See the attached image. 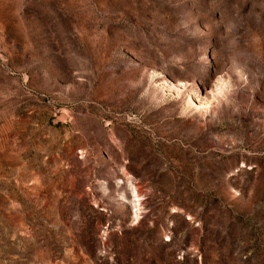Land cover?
Masks as SVG:
<instances>
[{
    "label": "rangeland",
    "instance_id": "1",
    "mask_svg": "<svg viewBox=\"0 0 264 264\" xmlns=\"http://www.w3.org/2000/svg\"><path fill=\"white\" fill-rule=\"evenodd\" d=\"M0 264H264V0H0Z\"/></svg>",
    "mask_w": 264,
    "mask_h": 264
}]
</instances>
